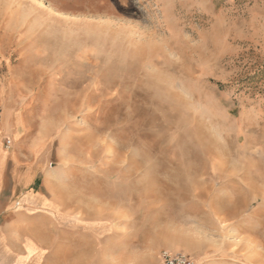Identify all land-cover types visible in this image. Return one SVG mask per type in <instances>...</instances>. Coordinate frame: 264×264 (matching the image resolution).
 Returning <instances> with one entry per match:
<instances>
[{"label": "rangeland", "instance_id": "rangeland-1", "mask_svg": "<svg viewBox=\"0 0 264 264\" xmlns=\"http://www.w3.org/2000/svg\"><path fill=\"white\" fill-rule=\"evenodd\" d=\"M0 96L44 264H264V0H0Z\"/></svg>", "mask_w": 264, "mask_h": 264}, {"label": "crops", "instance_id": "crops-1", "mask_svg": "<svg viewBox=\"0 0 264 264\" xmlns=\"http://www.w3.org/2000/svg\"><path fill=\"white\" fill-rule=\"evenodd\" d=\"M5 105L0 96V111ZM24 112L0 113V264H44L42 216L50 204L39 190L42 163L35 153L41 143H27ZM14 146L5 145V137Z\"/></svg>", "mask_w": 264, "mask_h": 264}, {"label": "built area", "instance_id": "built-area-1", "mask_svg": "<svg viewBox=\"0 0 264 264\" xmlns=\"http://www.w3.org/2000/svg\"><path fill=\"white\" fill-rule=\"evenodd\" d=\"M5 145L7 148H9V146L11 145V141L7 140L5 142ZM161 258L164 264H195L191 257L183 253L171 254L168 252H163L161 254Z\"/></svg>", "mask_w": 264, "mask_h": 264}, {"label": "bare ground", "instance_id": "bare-ground-1", "mask_svg": "<svg viewBox=\"0 0 264 264\" xmlns=\"http://www.w3.org/2000/svg\"><path fill=\"white\" fill-rule=\"evenodd\" d=\"M79 100V99H78ZM227 221V220H226ZM255 240V239H254ZM251 241V240H250ZM252 251V250H251ZM251 253V252H250ZM249 257V256H248Z\"/></svg>", "mask_w": 264, "mask_h": 264}]
</instances>
